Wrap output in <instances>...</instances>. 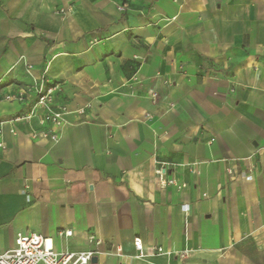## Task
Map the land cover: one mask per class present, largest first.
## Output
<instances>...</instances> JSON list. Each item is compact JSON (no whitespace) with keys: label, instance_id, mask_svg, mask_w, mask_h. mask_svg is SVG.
<instances>
[{"label":"crops","instance_id":"1","mask_svg":"<svg viewBox=\"0 0 264 264\" xmlns=\"http://www.w3.org/2000/svg\"><path fill=\"white\" fill-rule=\"evenodd\" d=\"M42 74L56 143L14 120L32 93L4 99ZM0 83V253L35 233L92 264H264V0H0Z\"/></svg>","mask_w":264,"mask_h":264},{"label":"built area","instance_id":"2","mask_svg":"<svg viewBox=\"0 0 264 264\" xmlns=\"http://www.w3.org/2000/svg\"><path fill=\"white\" fill-rule=\"evenodd\" d=\"M119 10L123 11L124 8L121 7ZM93 42L96 43L97 40H93ZM31 68V66H27V71L30 72ZM58 87L59 85L57 83L50 82L42 74L40 77L33 79L32 84L23 89L22 94H19L17 97L11 95L4 97L7 101L14 99L22 101L24 93L30 92L35 96L29 112L14 119L15 121H28L38 115L39 124L41 126H48L49 129L32 133L31 137L33 139H49L53 143L59 140L58 131L66 124L65 116L68 114V111L64 106H57L55 104L54 95ZM151 99L153 101L157 99L155 92L151 94ZM79 113H82V111H79ZM10 133L14 135L15 130L13 128L10 129ZM165 174V168L163 166L156 171V175L162 186L184 187L183 184L179 185L174 179L167 180ZM184 208L187 209V205H184ZM59 235L70 237L72 231L65 230L59 232ZM47 241L48 239L35 233H19L16 235L14 247L0 253V264H92V259L99 254V251L96 249L78 253L56 252L52 246L47 245ZM89 241L96 246L100 243L93 236L89 237ZM133 247L136 252L135 259H141L145 256L140 238L133 240ZM151 251L158 254L164 252L161 247H154ZM114 253L120 258L124 257L119 247L115 248Z\"/></svg>","mask_w":264,"mask_h":264},{"label":"water","instance_id":"3","mask_svg":"<svg viewBox=\"0 0 264 264\" xmlns=\"http://www.w3.org/2000/svg\"><path fill=\"white\" fill-rule=\"evenodd\" d=\"M94 260H95V259L93 258V259H92V262H93Z\"/></svg>","mask_w":264,"mask_h":264}]
</instances>
